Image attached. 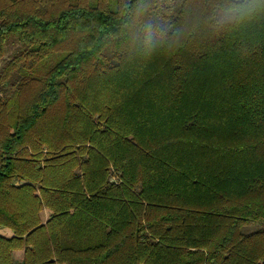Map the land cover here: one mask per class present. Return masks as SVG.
Here are the masks:
<instances>
[{"label": "trees", "instance_id": "16d2710c", "mask_svg": "<svg viewBox=\"0 0 264 264\" xmlns=\"http://www.w3.org/2000/svg\"><path fill=\"white\" fill-rule=\"evenodd\" d=\"M1 59L0 264H264V0H0Z\"/></svg>", "mask_w": 264, "mask_h": 264}, {"label": "rangeland", "instance_id": "374dc122", "mask_svg": "<svg viewBox=\"0 0 264 264\" xmlns=\"http://www.w3.org/2000/svg\"><path fill=\"white\" fill-rule=\"evenodd\" d=\"M16 46V43H8L7 47H6V52L3 56V59L4 58H7L9 56V54L11 53V51L14 49V47ZM3 61L2 59L0 60V67L2 65ZM261 226V222H257V223H250V224H246L243 226L242 230L243 231H246V232H249V231H253V230H256L258 229L259 227ZM4 232V231H3ZM23 253H24V249H19V250H16L14 253H13V257L15 260H20L23 256Z\"/></svg>", "mask_w": 264, "mask_h": 264}, {"label": "crops", "instance_id": "0c3cea01", "mask_svg": "<svg viewBox=\"0 0 264 264\" xmlns=\"http://www.w3.org/2000/svg\"><path fill=\"white\" fill-rule=\"evenodd\" d=\"M49 215H50V210L44 209L41 213V217L43 221H46ZM0 234L5 235V236H11L13 235V231L9 228H0Z\"/></svg>", "mask_w": 264, "mask_h": 264}]
</instances>
